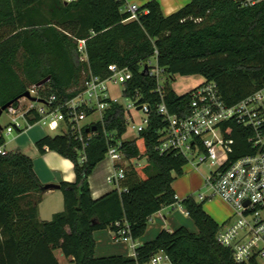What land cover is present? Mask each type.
Wrapping results in <instances>:
<instances>
[{
	"label": "trees",
	"instance_id": "16d2710c",
	"mask_svg": "<svg viewBox=\"0 0 264 264\" xmlns=\"http://www.w3.org/2000/svg\"><path fill=\"white\" fill-rule=\"evenodd\" d=\"M123 4L124 0H0V107L14 105L46 77L37 87L39 93L65 101L79 90L84 71L104 78L109 65H115L130 73L122 95L148 108L147 123L137 137L122 139L127 130L123 106L110 103L102 122L82 129L84 135L91 134L83 160L70 125L65 134L43 135L35 141L39 152L46 146L73 163V181L58 183L63 208L49 220L38 217L45 191L32 159L20 150L0 155V264H59L56 249L72 264H137L159 249L169 264H258L233 261L230 249L215 240L219 224L204 211L203 200L191 195L178 202L195 232L183 226L160 229L152 239L137 244L135 257L93 255L94 230L112 231L125 223L136 240L153 213L177 201L172 181L183 173L187 159L154 149L156 131L165 124L157 105L163 102L178 115L187 112L191 88L175 92L174 76L199 75L202 81L214 82L228 105L264 87V1L239 6L232 0H188L164 14L158 0H147L138 6L134 19L128 18ZM78 39H84L86 61L80 59ZM154 50L163 70L161 96L155 91V78L141 66ZM252 133L234 121L223 123V136L233 141L229 160L255 151L247 140ZM117 140L127 161L145 162L124 165L118 185L92 198L87 177L104 158L108 144Z\"/></svg>",
	"mask_w": 264,
	"mask_h": 264
},
{
	"label": "built area",
	"instance_id": "2783aa9c",
	"mask_svg": "<svg viewBox=\"0 0 264 264\" xmlns=\"http://www.w3.org/2000/svg\"><path fill=\"white\" fill-rule=\"evenodd\" d=\"M232 1L239 6H252L264 0ZM122 9L130 13L128 18H136L138 5L124 0ZM77 50L80 59L86 61L84 39L77 40ZM156 55L154 50L153 55L141 63V66L148 75L155 78V91L161 96L163 70L157 65ZM108 69L109 75L104 78L92 74L90 70L84 71L77 93L62 102H58L55 95H41L38 86H30L27 89L29 97L21 96L14 105L10 104L4 109L9 118L5 126L6 133H10L13 128L21 131L40 123L47 129L58 131L57 134H65L70 125L81 145L79 159L83 160L84 148L91 137V134L84 135L83 127L102 122L103 110L110 103H120L109 95V82L121 85L122 92L123 83L130 76L126 68L109 65ZM189 91L187 112L183 115L170 113L163 102L157 105V113L165 124L156 131L157 142L154 149L159 153L179 154L187 162L194 153H201L198 163H206L211 168L209 175L204 178V185L211 188L210 196H216L230 209L227 221L219 224L215 233L216 242L230 249L234 262L246 263L255 260L260 264V260L264 259V87L231 105L222 100L216 84L212 81H202ZM121 105L124 110V123L128 126L131 117L126 114L132 106L136 109L138 105L134 100L132 104ZM140 106L146 118L143 124L136 127L131 125L136 134L147 123L148 108L145 104ZM95 113L96 118L86 121ZM232 121L251 128L253 133L247 140L255 151L229 160L233 141L223 136V123ZM105 135L111 139L109 133ZM108 145L105 156L111 162V171L106 176V181L117 186L124 175V163L128 161L119 148L120 140ZM44 150H47L46 146ZM6 152L3 145H0V155ZM132 161L129 162L133 164ZM206 197L203 194L198 195L199 200ZM175 198L177 199L176 196ZM178 201L177 199L175 203L187 214ZM114 224L119 226L117 221ZM111 232L113 241L127 243L131 249L130 256L135 257L137 243L131 238L128 226L124 223L123 227ZM137 264H169V258L159 249L147 261Z\"/></svg>",
	"mask_w": 264,
	"mask_h": 264
},
{
	"label": "rangeland",
	"instance_id": "374dc122",
	"mask_svg": "<svg viewBox=\"0 0 264 264\" xmlns=\"http://www.w3.org/2000/svg\"><path fill=\"white\" fill-rule=\"evenodd\" d=\"M127 3L136 4L139 0H125ZM202 81L201 76L199 75H191V76H174V80L171 83L172 88L177 93H183L186 90L196 86ZM121 85L112 84L109 82L108 91L109 95L112 98L118 100V102L122 104H132L133 99L130 97H125L121 92ZM127 116H130L129 123L127 126L126 132L122 135V139H134L137 137L135 132V128H131L133 124L136 127L139 124H143V120L146 118V114L142 110L135 109L134 106L129 109ZM97 114H93L86 119V121L96 118ZM9 122L8 115L5 111H3L0 115V133L3 135L5 139V149L6 151L10 150H20L24 154L28 155L32 159V163L39 174L42 177H46L51 171H59V172H73V163L70 159L63 157L58 152L54 150H48L47 152H39L37 147L35 146V141L43 135H56L58 131L47 129L40 123L33 124L30 128L23 129L21 131H17L13 128L10 133H6L5 126ZM21 122V121H20ZM201 156L200 152L194 153L189 157V162H187L183 167V173L180 176H175L172 181V187L175 188L176 194L178 195L180 192H186L185 194H190L196 201H200L198 199L199 194H203L206 196L211 195V188L209 185H204V178L207 177L211 171L206 163H198V158ZM140 161L145 162L144 159ZM131 162H125L124 165H128ZM196 165V168L194 165ZM141 165V164H137ZM111 171V162L107 156L96 164L94 169L90 174L93 175L94 179L97 182L104 184L107 186L106 188L112 189L114 187L113 184L108 183L105 180V176L109 174ZM74 173V172H73ZM72 177L71 180H73ZM70 180V181H71ZM173 188V189H174ZM61 194L59 190L53 194V196H47L41 201V207L39 212V219L49 220L51 218V214H49V210H51V203L55 204L59 201L60 209L63 208V204H61ZM50 197V198H49ZM205 205L212 203V207H218V209L224 213L228 214L229 211L227 207H225L221 202L216 199V196H211L209 199L203 200ZM59 210V209H58ZM62 210V209H61ZM60 210V211H61ZM172 213V217L174 222H176L177 226H183L187 230L195 232L196 228L191 218L185 216L183 217L182 211L180 212V207H178L177 203H175L173 208L168 209ZM47 212V213H46ZM58 212V211H56ZM227 216V218H228ZM155 220L148 221L147 225H152ZM146 230V229H145ZM145 235H148L149 232H145ZM143 233V234H144ZM108 244L111 245L116 250H125L127 243L122 241H113L108 240ZM131 249H129L130 251ZM58 253V252H57ZM260 264H264V259L260 260Z\"/></svg>",
	"mask_w": 264,
	"mask_h": 264
},
{
	"label": "crops",
	"instance_id": "0c3cea01",
	"mask_svg": "<svg viewBox=\"0 0 264 264\" xmlns=\"http://www.w3.org/2000/svg\"><path fill=\"white\" fill-rule=\"evenodd\" d=\"M147 0H139V2L137 3V5H141L142 3H144ZM162 9V12L164 14H169L175 10H177L178 8H180L182 5H184L188 0H158ZM31 127V126H30ZM29 127V128H30ZM0 136H2L4 143H3V147L5 149V139L3 137V135L0 133ZM6 150V149H5ZM47 150H44V152H47ZM133 164L137 165V164H143V161H138V160H133L132 161ZM33 169L34 172L36 173L37 177L39 178L40 182L43 184L46 183H52V184H58L60 181H70L72 179V177H74V173L73 172H59V171H51L48 175H46V177H42L41 174H39V172L36 171L34 164H33ZM108 175V174H107ZM106 175V176H107ZM106 176H105V180H106ZM73 181V180H71ZM87 181H88V185H89V189H90V194L92 198H97L100 195L104 194L105 192L109 191L110 188H106L107 186H105L104 184H101L99 182L96 181V179H94L93 175L90 174L87 177ZM174 188V187H172ZM175 196L177 197L178 200H180L181 198L190 195V194H185L186 192H180L178 195L176 194L175 188L173 189ZM58 191L57 189H51V190H46L41 198V201L44 198H47V196H53V194H55V192ZM60 192V191H59ZM61 194V192H60ZM49 197V198H50ZM211 196H207L204 200L209 199ZM216 199L221 202L225 207H227L228 211H230L229 206L224 203L223 201H221L219 198L216 197ZM61 200V204H62V196L60 198ZM41 201L38 203V217H39V212H40V207H41ZM210 204L205 205L204 203L202 204V207L204 209V211L209 214L218 224L224 223L227 221V216L228 214H224L222 213L218 207H212ZM59 201L57 203L53 204L51 203V210H49V214H53L56 211H60V206H59ZM174 205H167V206H163L160 210H158L157 212L153 213L149 218L148 221H153L155 220L154 223H152V225H147L146 226V230L145 232H149L148 235H145L146 233H144L141 237L137 238L135 240V242L137 244H141L144 241L150 240L152 239L156 233L160 230V229H167V230H172L177 228V224L176 222H174L173 217H172V213L168 210L169 208H173ZM59 209V210H58ZM181 212V210H180ZM47 213V212H46ZM182 216L185 217L188 215L182 212ZM43 219V218H41ZM112 232L110 229L108 228H104V229H100V230H94L92 232V237L94 240V251H93V255L95 257H100V256H108V255H130V251H129V247L128 245H125L126 249L125 250H116L115 248H113L111 245L108 244V240L110 238V240L112 239ZM58 252V253H57ZM54 255L57 258L59 264H72L69 259H66L62 256L61 252L56 249L54 250Z\"/></svg>",
	"mask_w": 264,
	"mask_h": 264
},
{
	"label": "water",
	"instance_id": "95a60500",
	"mask_svg": "<svg viewBox=\"0 0 264 264\" xmlns=\"http://www.w3.org/2000/svg\"><path fill=\"white\" fill-rule=\"evenodd\" d=\"M47 80H48V77L42 79L41 81H39V82L37 83V86L42 85V84L45 83ZM22 96L29 97L28 92L25 91V92L23 93ZM10 104H11V103L8 102V103H6V104H4V105H2V106L0 107V115H1V113L4 111V109H6ZM140 108H141L140 105L136 106V109H137V110L140 109ZM95 128H96V127L93 126L91 129H92V130H95ZM42 188H43L44 191H46V190H51V189H57V188H58V184L46 183V184L43 185Z\"/></svg>",
	"mask_w": 264,
	"mask_h": 264
}]
</instances>
